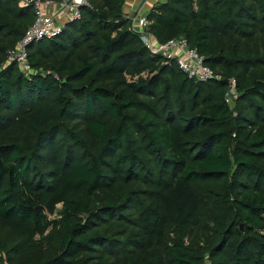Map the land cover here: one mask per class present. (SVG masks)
Here are the masks:
<instances>
[{
  "label": "trees",
  "instance_id": "1",
  "mask_svg": "<svg viewBox=\"0 0 264 264\" xmlns=\"http://www.w3.org/2000/svg\"><path fill=\"white\" fill-rule=\"evenodd\" d=\"M124 3L82 0L27 46L33 74L0 68V264H264V0L145 14L158 43L203 56L206 83L151 54ZM32 22L0 0V62Z\"/></svg>",
  "mask_w": 264,
  "mask_h": 264
},
{
  "label": "built area",
  "instance_id": "2",
  "mask_svg": "<svg viewBox=\"0 0 264 264\" xmlns=\"http://www.w3.org/2000/svg\"><path fill=\"white\" fill-rule=\"evenodd\" d=\"M26 5L30 6L33 12V22L27 28L23 37L17 42L15 48L7 53V62L16 65L18 71L29 76L33 74V69L28 61L27 46L30 43L39 41L43 38H51L57 34L62 26L68 20L78 19L79 13L77 5L79 3L72 2L66 5V0L59 3L61 10L57 15L49 14L48 7L53 4L52 1L45 0H22ZM140 12V11H139ZM136 12L127 18L130 21V30L139 37L145 48L153 55H160L168 61H173L178 69L187 78L199 83H206L219 76L210 67L205 65L203 56H201L195 48H191L187 41L182 38H175L165 44H160L156 39L147 32L149 25L145 15ZM65 16L63 24L57 25V19ZM238 97L236 81L234 79L227 80V90L224 95V102L233 106Z\"/></svg>",
  "mask_w": 264,
  "mask_h": 264
},
{
  "label": "rangeland",
  "instance_id": "3",
  "mask_svg": "<svg viewBox=\"0 0 264 264\" xmlns=\"http://www.w3.org/2000/svg\"><path fill=\"white\" fill-rule=\"evenodd\" d=\"M140 1L141 0H125V3H124L125 7L124 6L123 7H124L125 12L128 13L127 16L135 14L139 10H140L139 14H143L144 11L146 10L145 7L150 5L152 0H146L144 2L143 6L139 9L138 7L140 6ZM156 1L163 2L165 0H156ZM74 2L76 3V1H74ZM134 6H135V8H134ZM7 64H8L7 59H4L3 61L0 62V68H3ZM51 218H53V217H51ZM200 239H201L200 234H196L195 232H193L192 234L189 235V237L187 238L186 241L188 243H200Z\"/></svg>",
  "mask_w": 264,
  "mask_h": 264
},
{
  "label": "crops",
  "instance_id": "4",
  "mask_svg": "<svg viewBox=\"0 0 264 264\" xmlns=\"http://www.w3.org/2000/svg\"><path fill=\"white\" fill-rule=\"evenodd\" d=\"M141 2V1H140ZM156 2H158V1H156V0H152L151 1V3H150V5H148V6H146L145 7V11H144V13H143V15H145L147 12H148V10L156 3ZM139 3V2H138ZM125 7V6H124ZM124 7H123V13H124V15H126L127 16V12H125V10H124ZM134 8H135V6H134ZM139 9L141 8L140 6L138 7ZM61 10V7H60V5H59V3H55V2H53V4L52 5H50L49 7H48V12H49V14H53V15H57L58 13H59V11ZM140 11V10H139ZM139 11H137V12H139ZM65 16L64 15H62L61 16V18L60 19H57V25H60V24H63L64 23V21H65Z\"/></svg>",
  "mask_w": 264,
  "mask_h": 264
},
{
  "label": "water",
  "instance_id": "5",
  "mask_svg": "<svg viewBox=\"0 0 264 264\" xmlns=\"http://www.w3.org/2000/svg\"><path fill=\"white\" fill-rule=\"evenodd\" d=\"M145 1H146V0H141V2H140V7L143 6V4H144ZM72 2H74V0H66V5H69V4H71ZM78 3H79V2H78Z\"/></svg>",
  "mask_w": 264,
  "mask_h": 264
},
{
  "label": "bare ground",
  "instance_id": "6",
  "mask_svg": "<svg viewBox=\"0 0 264 264\" xmlns=\"http://www.w3.org/2000/svg\"><path fill=\"white\" fill-rule=\"evenodd\" d=\"M74 1H76V3H78V2H80L81 0H74Z\"/></svg>",
  "mask_w": 264,
  "mask_h": 264
}]
</instances>
